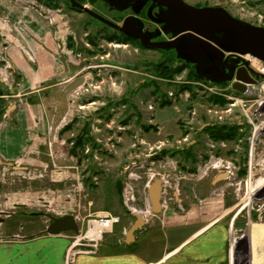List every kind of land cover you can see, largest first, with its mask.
<instances>
[{
	"label": "rangeland",
	"instance_id": "1",
	"mask_svg": "<svg viewBox=\"0 0 264 264\" xmlns=\"http://www.w3.org/2000/svg\"><path fill=\"white\" fill-rule=\"evenodd\" d=\"M56 1L59 8L50 10L58 11L66 35L73 37L75 46L72 49L69 39L65 40L62 60L75 75L69 87L65 84L54 87L57 90L53 94L62 96L64 108L57 110L51 122L52 131L46 148L39 154L38 165L30 170L0 165V215H5L1 211L16 212L21 208L44 210L57 216L75 215L80 234L67 231L61 237L52 238L55 253L51 264H74L82 255H93L99 246L115 242L123 227L134 223L133 215L124 204V189L120 195L118 183L124 188L132 181L135 201L129 204L145 214L147 221L152 215L147 200L148 186L152 179L161 178L162 201L166 207L155 216L157 223L161 222L164 211L166 221L170 222L172 210H179V206L188 210L193 203L211 212L199 224L202 226L223 215L227 222L240 217L245 222L264 223V138L256 130L258 120L252 119L253 110L247 115L226 112L227 100L222 99L219 92L225 88L224 93H231L229 84L216 85L211 90L209 87L215 84L197 78L195 67L179 59L174 50L143 48L136 42H111L106 37L117 34L113 28L73 9L65 0ZM185 1L197 6L221 5L235 17L264 26V0ZM86 5L119 24L125 16V13L110 11L101 1ZM6 45L9 44L4 42L2 46ZM167 58L174 66L182 67L172 78L152 72V66ZM6 66L0 44V93L3 95L10 89L16 91L17 79ZM150 80H154L163 93H174L173 105L160 106L161 94H153V87L144 85ZM181 85L190 88L179 92ZM122 98H127L128 103L105 108L110 100L116 102ZM216 98L223 102H216ZM0 100L1 118L8 103ZM151 105L154 108L151 109ZM214 122L217 126L218 123L237 126L239 139L216 141L209 134L199 133L211 124L216 126ZM70 123L72 127L63 133ZM88 124L100 147L93 155L87 146L84 152L80 150V156H73L70 139ZM253 142H256L255 147ZM189 151H193L196 163L186 159ZM193 168L196 170L191 172ZM131 172L133 179L130 180ZM203 198L206 199L202 202ZM108 214L120 217V222L111 228L102 226L100 219ZM46 225L45 217L15 213L0 225V231L4 236L15 232L29 235L44 233ZM166 231L146 229L139 235L138 245L147 259L161 254ZM63 236L67 241L62 247L57 246ZM11 238L7 240L9 244L15 242ZM101 249L109 248L105 244Z\"/></svg>",
	"mask_w": 264,
	"mask_h": 264
},
{
	"label": "crops",
	"instance_id": "2",
	"mask_svg": "<svg viewBox=\"0 0 264 264\" xmlns=\"http://www.w3.org/2000/svg\"><path fill=\"white\" fill-rule=\"evenodd\" d=\"M25 1L0 0L1 50L17 79L16 91L10 89L0 96L8 103L0 118V165L30 170L38 165L39 154L46 148L57 110L64 108L62 96L53 94L57 90L54 87H69L75 74L62 60L68 37L58 11H54L52 21L32 5L34 0ZM4 42L9 45L2 46ZM179 207L171 211L172 221H166L164 211L160 223L154 216L129 242L127 233L132 225L123 227L115 242L105 243L108 250L101 249L103 244L95 254L82 255L74 264H264V223L245 222L240 217L227 222L223 215L202 226L199 224L210 211L199 209L195 203L188 210ZM146 229L172 231L164 234L166 243L156 258L147 259L138 245L139 235ZM57 236L62 235L15 232V242L9 244V237L2 234L0 263L51 264L55 253L52 238ZM66 241L63 236L57 246Z\"/></svg>",
	"mask_w": 264,
	"mask_h": 264
},
{
	"label": "water",
	"instance_id": "3",
	"mask_svg": "<svg viewBox=\"0 0 264 264\" xmlns=\"http://www.w3.org/2000/svg\"><path fill=\"white\" fill-rule=\"evenodd\" d=\"M74 7L89 14L105 25L140 40L141 45L161 50H174L179 59L195 64L197 74L219 83H231L232 89L248 93L246 83H253L261 74L250 67L247 56L264 62V26H257L233 16L221 5L197 6L185 0H151L149 14L162 24L158 33H143V24L136 17L127 18L123 24L116 23L90 9L77 0H69ZM111 9L123 11L129 7L138 10L150 0H103ZM159 9L157 17L152 15L153 8ZM162 33L170 34L171 39L152 41ZM264 77V75H262ZM0 164H3L0 160ZM153 215L163 210V180L155 178L148 188ZM22 216H45L49 218L46 233L59 235L72 231L80 234V226L73 214L55 216L39 209L19 211ZM136 219L127 233V242L133 234L146 223L143 216ZM152 217H150L152 219Z\"/></svg>",
	"mask_w": 264,
	"mask_h": 264
},
{
	"label": "trees",
	"instance_id": "4",
	"mask_svg": "<svg viewBox=\"0 0 264 264\" xmlns=\"http://www.w3.org/2000/svg\"><path fill=\"white\" fill-rule=\"evenodd\" d=\"M37 2H39L40 4L51 8V9H57L59 8V4L57 3L56 0H37ZM73 9L83 12L82 10L78 9V8H74L73 6H71ZM109 41H118L120 43H134L135 41L131 38H127L118 34L115 35H111V36H107L106 37ZM1 39V37H0ZM69 46L72 49H75L74 46V41H73V37L70 36L69 38ZM91 43H93L94 45H96V42L93 39H90ZM138 45H140L141 47L145 48L143 45H141V43H137ZM101 51V50H100ZM92 54L95 53V51H90ZM182 71V67H176L172 64L171 59L167 58L164 61L152 66V72L158 76L161 77H165V78H172L174 77L175 74H177L178 72ZM195 76L197 78H202L201 76H199L197 73L195 74ZM147 87H153L152 89V93L155 95H159L161 94L162 98L161 102H160V106L161 107H165V106H171L173 105V100L169 98L167 93H163L160 89V86L155 83L154 80H150L148 81L146 84H144ZM190 86L189 85H181L179 87V92H183L186 89H189ZM178 94V93H177ZM3 95V93H0V96ZM129 100H127V98H122L116 102L110 100L108 105L105 108H111L113 107L115 104H122V103H128ZM216 102H223L222 99H215ZM134 106V105H133ZM111 114L107 117L108 119H110ZM76 121V119H74L72 121V123ZM126 122V121H125ZM72 123L67 124V127H64L65 129H63V133L66 132L67 130H69L72 127ZM90 124L85 125V127L78 133L77 136H75L74 138L70 139L71 143H73V147L71 148V154L73 156H80V150L81 152L84 150H86L87 146H90V155H93V151L95 149H98L100 146L97 144L95 137L93 136L91 130H90ZM205 131H207V133L209 134V137L213 140L216 141H230V140H236L239 139L240 134L238 133V129L237 126H227L226 124H222V125H216V126H209L207 128H205ZM190 153H192V155H190ZM88 156V155H87ZM187 160L192 157L194 158L193 163H196V157L193 154V151H189L187 153ZM79 161H82V158H79ZM196 169L193 168L191 169V172H194ZM244 172H242L241 174H243ZM117 189L120 195H122V190L123 187L121 185V183L117 184ZM125 207V206H124Z\"/></svg>",
	"mask_w": 264,
	"mask_h": 264
},
{
	"label": "built area",
	"instance_id": "5",
	"mask_svg": "<svg viewBox=\"0 0 264 264\" xmlns=\"http://www.w3.org/2000/svg\"><path fill=\"white\" fill-rule=\"evenodd\" d=\"M39 11L51 17L50 19L53 21L54 19L53 12L50 9H46L41 6L39 8ZM249 59L248 60L250 62V67L254 69L255 71H257L259 74H261V76L259 78H255L253 83H246V85L249 87L248 93L240 94L231 89V93L227 94V93H224L226 89L223 88L219 92V96H221V98H226L227 101L225 102L224 106L226 108V112L230 114L234 112L235 114L247 115L248 111L253 110L252 119L258 120V125H257L256 130L258 129L257 132L261 133L260 136L264 138V77L262 76L264 75V62H262L261 60L257 58L251 57V56H249ZM6 65H7L6 68L10 67V62L6 61ZM215 88H216V85L215 87H211V88L209 87V89L211 90H214ZM169 95L172 97L174 94L173 92H169ZM150 108L152 109L154 108V106L151 105ZM253 143L255 147L256 142H253ZM129 179L130 180L133 179L132 172L130 173ZM123 196H124V204H126L128 209L131 212H138L139 210H137L135 206H130L129 204V202L135 201L134 187H133L132 181L128 182L127 185H125ZM104 220L107 222L105 224V227H109V228L113 227L115 224L120 222V218L118 216H113L110 214L104 217H101L100 222H103Z\"/></svg>",
	"mask_w": 264,
	"mask_h": 264
},
{
	"label": "flooded vegetation",
	"instance_id": "6",
	"mask_svg": "<svg viewBox=\"0 0 264 264\" xmlns=\"http://www.w3.org/2000/svg\"><path fill=\"white\" fill-rule=\"evenodd\" d=\"M65 1H67L71 6H73L72 5V2L71 1H69V0H65ZM79 3H81V4H84V5H86V3L88 2V3H91V2H96V1H101V2H103L107 7H108V9L110 10V11H114V12H120V13H125V16H124V18L122 19V23L121 24H123V22L127 19V18H129V17H136L142 24H143V33H146V34H150V33H158L159 31H162V24H160V23H158V22H156L154 19H152L151 17H150V14H149V8H150V6H151V4H152V1L150 0V1H148L144 6H142V7H139L138 8V10H136L135 8H133V7H129V8H127V9H125V10H123V11H120V10H115V9H111L110 8V6L105 2V1H103V0H77ZM74 7V6H73ZM74 8H77V7H74ZM158 11H159V9L157 8V7H155V8H153V10H152V15L154 16V17H157V13H158ZM114 31L115 32H117V34L118 35H121V36H124V37H127V38H131L129 35H126V34H124L123 32H120V31H118V30H115L114 29ZM131 39H133V38H131ZM169 39H171V35L170 34H165V33H162V35H160V36H158V37H156V38H153L152 39V41H162V40H169ZM136 43H140V40H138V39H133ZM153 49V48H152ZM183 62H186L185 60H183V59H181ZM187 63V62H186ZM187 64H190V65H193L194 67H195V64H193V63H187ZM195 70H196V68H195ZM197 72V71H196ZM203 79H205V80H207V81H210L209 79H207V78H204V77H202ZM212 81V80H211ZM194 119H195V116L193 115L192 116ZM205 133V135H207L208 136V133H207V131H205V127L202 129V131H200L199 133ZM207 138H209V137H207ZM198 138L197 139H195V141H194V146H195V144L198 142ZM190 159V161L191 162H193V160H194V158H189ZM25 209V208H24ZM21 210H23V208H21V209H18L16 212L15 211H12V212H9V211H1L2 213H5V215L3 214H1L0 215V225H4L5 223H6V221L10 218V217H12L13 216V214H18L19 215V211H21ZM9 217V218H8ZM40 217H45V216H40ZM46 219H47V225H46V227H45V229L43 230V232H45V230H46V228H47V226H48V224H49V218H47V217H45ZM135 219V218H134ZM3 233H2V231H0V237H1V235H2ZM8 237L9 238H11L12 240H15V234H12V235H8Z\"/></svg>",
	"mask_w": 264,
	"mask_h": 264
},
{
	"label": "bare ground",
	"instance_id": "7",
	"mask_svg": "<svg viewBox=\"0 0 264 264\" xmlns=\"http://www.w3.org/2000/svg\"><path fill=\"white\" fill-rule=\"evenodd\" d=\"M102 224V226H105V224L107 223L105 220L103 221V222H101ZM100 232V231H99Z\"/></svg>",
	"mask_w": 264,
	"mask_h": 264
}]
</instances>
